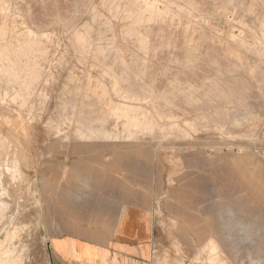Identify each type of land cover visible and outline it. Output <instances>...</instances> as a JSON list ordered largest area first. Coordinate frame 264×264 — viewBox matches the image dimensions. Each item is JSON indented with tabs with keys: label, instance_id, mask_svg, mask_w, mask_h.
I'll use <instances>...</instances> for the list:
<instances>
[{
	"label": "rangeland",
	"instance_id": "obj_1",
	"mask_svg": "<svg viewBox=\"0 0 264 264\" xmlns=\"http://www.w3.org/2000/svg\"><path fill=\"white\" fill-rule=\"evenodd\" d=\"M0 104V264H87L57 209L134 156L159 180L137 264H264V0H0Z\"/></svg>",
	"mask_w": 264,
	"mask_h": 264
},
{
	"label": "crops",
	"instance_id": "obj_2",
	"mask_svg": "<svg viewBox=\"0 0 264 264\" xmlns=\"http://www.w3.org/2000/svg\"><path fill=\"white\" fill-rule=\"evenodd\" d=\"M153 169L149 163H138L136 156L89 164L80 196L63 201L65 206L57 209L50 245L58 259L87 264L140 262L154 230L150 209L159 180ZM218 229L219 224L211 226L214 232ZM210 249L214 253L216 246Z\"/></svg>",
	"mask_w": 264,
	"mask_h": 264
},
{
	"label": "bare ground",
	"instance_id": "obj_3",
	"mask_svg": "<svg viewBox=\"0 0 264 264\" xmlns=\"http://www.w3.org/2000/svg\"><path fill=\"white\" fill-rule=\"evenodd\" d=\"M14 22H15V21H14ZM67 59H68V58H67ZM4 103H5V102H4ZM0 105H1V104H0ZM13 105H14V104H13ZM13 105H12V106H13ZM2 106H3V105H2ZM4 108H5V107H4ZM5 109H6V108H5ZM39 109H41V108H39ZM6 110H7V109H6ZM7 111H8V110H7ZM6 113H7V112H6ZM38 113H40V112H38ZM16 116H17V115H16ZM4 117H5V116H4ZM8 117H9V115H8ZM25 117H26V116H25ZM1 118H2V117H1ZM5 118H6V117H5ZM5 118H4V119H5ZM12 118H13V117H12ZM15 118H16V117H15ZM13 119H14V118H13ZM0 122H1V121H0ZM9 124H10V123H9ZM14 125H15V124H14ZM14 125H13V126H14ZM3 127H4V126H3ZM17 127H18V126H17ZM5 128H6V127H5ZM14 128H15V127H14ZM1 131H2V130H1ZM12 132H13V130H12ZM8 138H9V137H8ZM6 139H7V138H6ZM13 143H14V142H13ZM5 146H6V145H5ZM11 151H12V150H11ZM0 170H1V169H0ZM4 186H5V185H4ZM3 190H4V189H3ZM3 200H4V199H3ZM7 207H8V206H7ZM5 213H6V212H5Z\"/></svg>",
	"mask_w": 264,
	"mask_h": 264
}]
</instances>
